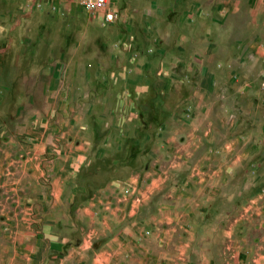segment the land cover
<instances>
[{
	"label": "rangeland",
	"instance_id": "obj_1",
	"mask_svg": "<svg viewBox=\"0 0 264 264\" xmlns=\"http://www.w3.org/2000/svg\"><path fill=\"white\" fill-rule=\"evenodd\" d=\"M247 1L240 0L243 6L240 15L229 16L226 39L229 48L247 42L251 34H255L254 42L261 40L253 24L251 30L245 28L258 16ZM44 2L0 0V233L13 232L17 222L29 226L34 238L23 243L26 246L34 239L39 240L45 226L57 220L53 230L62 232L70 246L83 233L94 238L91 243H96L80 257L54 255L44 246H37L31 264H60L63 260V264H256L253 257L264 256V63L258 61L256 65L262 81L253 105L250 98L241 100L226 94L221 100L223 109L228 107L229 116L219 118V122L229 129L233 127L232 130L225 132L223 125H218L210 139L197 132L187 141V133L171 134L175 146L183 145L184 149L179 151L178 159L168 156L165 150L157 154L161 165L151 166V172L167 178L158 190L144 191L140 187L145 183L140 179L132 180L131 184L120 181L124 174H143L141 153L132 154L129 166L116 167L119 181L114 183L110 180L112 168L105 160H96L97 151L85 148L84 159L88 164L79 171L81 180L55 183L53 179L60 173L56 152L61 143L83 147L84 143L91 144L90 129L107 128L109 117L102 115L106 109H101L97 102L66 101L61 95L65 92V87L60 86L65 81V70L59 68V47L53 46L58 45L59 38H53ZM63 4L82 21L87 12L101 11L103 24L112 22L116 16L106 6L88 10L79 0H66ZM108 12L113 18L105 22L104 15ZM70 24L74 31L83 29L75 19L69 20ZM171 29L169 20L165 33ZM85 38L90 41L95 36ZM171 40L165 38L169 44ZM213 41L222 43L218 37ZM93 55L91 50L85 54L73 52L69 54V62ZM47 76L52 78L50 85L20 84L22 80ZM166 104L172 105L170 101ZM252 109L258 113L257 121L250 117ZM236 112L245 117L237 116ZM237 137L241 140L236 141ZM95 142L98 144L99 139ZM120 157L125 158L123 153ZM172 157L177 159L176 164H171ZM54 190L64 206H53L50 192ZM73 190L80 192L73 199L67 197V203L65 195ZM179 190L185 195L175 197ZM210 190L213 193L210 210L197 220L199 228H192L188 196L195 191L203 194ZM27 191L36 193L31 196L34 205L30 211L23 198ZM50 211L53 220L49 218ZM236 219L240 222L234 225ZM60 223H64L62 227ZM205 237H211V243L200 245L199 241ZM37 240L34 245H38ZM1 248L0 245V264H20L1 261Z\"/></svg>",
	"mask_w": 264,
	"mask_h": 264
},
{
	"label": "crops",
	"instance_id": "obj_2",
	"mask_svg": "<svg viewBox=\"0 0 264 264\" xmlns=\"http://www.w3.org/2000/svg\"><path fill=\"white\" fill-rule=\"evenodd\" d=\"M65 1L44 2L48 6L45 14L50 15L47 18L51 23L50 30L54 31L53 38H59V46L53 41V46L59 47V68L65 70V81L60 83L65 92L61 95L66 101L97 102L101 109H106L102 115L108 114L109 118L107 128L90 129L91 144L84 143L83 147V144L61 143L56 152L60 158L57 162L60 173L53 182L81 180L79 171L88 164L84 159L85 149L97 151L96 160H105L112 168L110 180L114 183L119 181L116 167L129 166L132 154L137 156L141 153L145 169L143 174H124L120 181L131 184L132 180L140 179L145 183L140 188L146 192L156 191L167 179L164 174L151 172V166L161 165L157 154L165 150L168 156L178 159L179 151L184 149L183 145L181 148L175 146L171 134L187 133V141L194 138L197 132H202L205 138L210 139L215 129L218 130V125H223L225 132L233 128L229 129L219 122V118L229 116L228 107L223 109L220 104L224 94L241 100L250 98L252 105L257 100L262 80L256 65L258 61L264 63V0L247 1L258 16L245 27L251 30L253 24L261 40L254 42L255 34H251L247 36V42L236 43L230 48L226 40L227 23L229 16L243 12L240 0H108L106 8L116 16L106 24L102 22L101 11L87 12L82 21L77 14L69 12L63 4ZM74 19L81 23L83 29H71L68 22ZM169 20L172 21V29L165 33ZM85 35L95 38L86 41ZM217 37L222 43L213 41ZM165 38L172 39L170 44ZM90 50L94 55L88 59L69 62V54H85ZM48 53L52 55V50ZM51 82L52 78L47 76L22 80L20 84L50 85ZM220 96L222 99H219ZM170 97L172 100H169ZM169 101L172 105L167 107L166 102ZM103 103L108 104L107 108H103ZM250 112V117L257 121L258 113L253 109ZM237 116L245 117L241 112ZM95 139H99L98 144ZM240 140L237 137L236 141ZM122 153L124 159L120 157ZM177 159L171 160V164H176ZM78 190L65 195L66 199H73L80 192ZM210 191L203 194L195 191L188 196L192 228H199L197 220L210 210L208 206L213 199ZM35 194L27 191V196L23 197L29 211L34 205L31 196ZM179 194L185 195L179 190L175 197ZM50 196L53 197V206L63 205L56 190L51 191ZM68 199L65 200L67 203ZM49 218L53 220L51 211ZM223 222L227 235L226 218ZM239 222L236 219L233 224ZM63 224L60 223V226ZM57 225L55 220L45 226L39 240L34 239L38 245H34L32 240L24 246L23 243L33 239L34 234L29 226L24 227L17 222L13 225V232L0 233L1 261L31 264L36 248L41 246L54 255L68 254V257L71 254L80 257L95 246L96 243H91L94 238L90 239L87 233L81 234L78 242L70 246L62 232L53 230ZM110 242L114 245L115 239ZM199 242L203 246L209 245L211 237L202 238ZM252 262L260 264L264 262V256H255Z\"/></svg>",
	"mask_w": 264,
	"mask_h": 264
},
{
	"label": "built area",
	"instance_id": "obj_3",
	"mask_svg": "<svg viewBox=\"0 0 264 264\" xmlns=\"http://www.w3.org/2000/svg\"><path fill=\"white\" fill-rule=\"evenodd\" d=\"M80 4L83 5L88 10L102 9L106 6V0H79ZM113 18L112 13H105V22L111 21Z\"/></svg>",
	"mask_w": 264,
	"mask_h": 264
}]
</instances>
